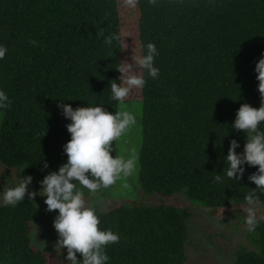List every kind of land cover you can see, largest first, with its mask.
Returning a JSON list of instances; mask_svg holds the SVG:
<instances>
[{
    "label": "trees",
    "instance_id": "obj_1",
    "mask_svg": "<svg viewBox=\"0 0 264 264\" xmlns=\"http://www.w3.org/2000/svg\"><path fill=\"white\" fill-rule=\"evenodd\" d=\"M137 9L140 49L154 43L160 69L157 79L145 74L139 90V183L146 193L166 197L186 190L215 214L235 209L256 187L248 177L258 166L245 164L242 179L234 181L226 176L225 158L232 139L243 152L245 134L232 128L240 105L261 103L255 65L264 54V0H138ZM99 27L120 41L105 44ZM0 44L8 49L0 60V90L12 102L0 109V163L39 184L67 162L63 145L71 121L58 103L118 111L110 84L119 83L116 68L126 56L121 0H0ZM217 174L223 183L214 181ZM256 192L264 203V193ZM98 213L100 227L120 235L106 248L107 264H186L188 208L116 202ZM36 215L29 199L0 205V264H58L31 244ZM255 233L252 248L237 247L235 264H264V221Z\"/></svg>",
    "mask_w": 264,
    "mask_h": 264
},
{
    "label": "clouds",
    "instance_id": "obj_2",
    "mask_svg": "<svg viewBox=\"0 0 264 264\" xmlns=\"http://www.w3.org/2000/svg\"><path fill=\"white\" fill-rule=\"evenodd\" d=\"M149 3L154 5L156 0H149ZM122 4L125 8L135 9L138 0H122ZM96 35L104 36V28H97ZM120 39V35L113 33L104 36V43L111 46L114 40ZM29 43L37 46L35 40ZM7 51V47L0 44V60L5 58ZM158 55L155 44L149 42L146 51L143 45L140 52L133 48L131 61L121 60L116 68L121 74L119 83L114 79L110 84L111 98L121 102L118 111L110 112L101 105L73 108L71 104L58 103L63 116L71 121L66 125L71 138L63 145L67 162L58 171H49L39 181V191L29 190L33 180L31 175L19 178L15 186L5 185L3 191H0V205L3 206L15 207L26 196L34 201L40 195L45 197L46 211L58 210L53 220L58 234L54 247L66 249L68 264H107L109 256L106 248L120 242L118 231H113L111 227H100V213L97 209L103 203V190L112 188L118 181L126 180L137 171L139 157L136 149L117 152L115 142L137 123L136 116L123 106V101L134 91L145 87V74L152 79L159 77L160 69L154 66ZM255 72L259 82L260 106L253 107L249 103L240 105L232 128L245 134L243 152L236 151L240 145L236 139H232L225 158L228 164L226 176L234 181L242 179L245 164L258 166L257 171L248 177L256 187L245 196V226L248 232H254L259 223V197L256 189L264 193V130L260 128L264 124V54L256 62ZM11 103L6 92L0 90V109L10 108ZM47 168L45 161L43 169ZM3 172L0 171V175ZM214 181L224 182L219 174L214 177ZM123 187L127 188L128 184L124 183ZM85 189L91 199L86 198Z\"/></svg>",
    "mask_w": 264,
    "mask_h": 264
},
{
    "label": "rangeland",
    "instance_id": "obj_3",
    "mask_svg": "<svg viewBox=\"0 0 264 264\" xmlns=\"http://www.w3.org/2000/svg\"><path fill=\"white\" fill-rule=\"evenodd\" d=\"M123 38L125 44V59L131 61L134 51L140 52L138 38V9L125 8L121 0ZM140 98V91H134L125 101L123 106L132 111L136 116L137 123L131 127L116 143L117 152L136 149L139 157V165L135 174L126 180L118 181L115 186L108 190V195L102 196V205L98 212L105 211L116 202H122L131 206L134 202L145 203L146 205H157L161 202L176 204L186 207L191 211V217L187 221L189 239L187 242L188 260L186 264H235L236 249L239 246L252 248L251 239L254 232H248L245 226L246 201L241 202L235 209L220 208L215 214L212 208L203 203L191 200L186 190L179 192L172 197H166L159 193H146L139 183L140 173V152L142 147V111L143 104ZM121 108V102L119 108ZM3 119V112L0 110V126ZM0 191L5 185L15 186L19 178L24 176L17 173L15 168H9L0 163ZM127 183L128 187H123ZM39 185L33 178L29 185L30 191H39ZM86 198L91 199L89 193ZM25 199H28L26 196ZM45 197L37 195L34 198L37 215L32 224L30 234L31 244L34 248L57 258L58 264H68L66 260V249L55 248L58 234L54 229L53 220L58 214L57 211H46ZM259 222L264 221V203L258 202Z\"/></svg>",
    "mask_w": 264,
    "mask_h": 264
}]
</instances>
